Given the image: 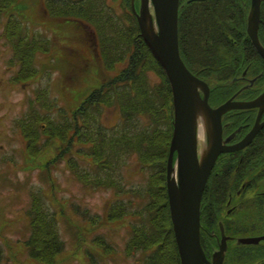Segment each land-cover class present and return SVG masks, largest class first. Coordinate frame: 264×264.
Segmentation results:
<instances>
[{"label":"trees","instance_id":"trees-1","mask_svg":"<svg viewBox=\"0 0 264 264\" xmlns=\"http://www.w3.org/2000/svg\"><path fill=\"white\" fill-rule=\"evenodd\" d=\"M131 2L132 0L44 2V9L50 17L80 22L92 30L95 52L105 75L101 84L89 90L75 109H70L69 113L62 112V121L53 124V128H56L62 140L65 132L70 131L67 147L73 142H81L82 161L98 173L120 167L125 162L124 159L136 157L140 170L148 175L142 193L137 190L126 191L109 178L99 175L90 178L87 173H81L77 155H73L75 153L69 154L68 167L85 183L107 189L114 188L117 196L131 193L144 197L143 205L133 212H139L141 216L137 219V225H130V237L125 246L127 255L141 251L142 264H180L166 186L163 185L172 135V94L164 70L139 33ZM7 3V0H0V11L7 8ZM114 3H118L119 11ZM239 8L240 3L235 0H181L179 4L180 56L192 73L198 74L207 82L218 83L211 89L212 97H215L213 91L219 86L235 84L233 78L248 64L254 52L245 35L244 19ZM6 13H9V18L4 22L1 36H7L6 42L12 47V54L18 63L16 80L19 81L22 80L21 74L25 69L33 68L27 58H33L32 49L35 43L19 35L22 24L20 20L12 17L13 11ZM12 21L14 28L10 32ZM150 74L158 79L153 80ZM105 108H114L118 112V122L116 121V126L111 130H106L100 121ZM68 114L71 116L68 117ZM29 117V113L25 114L22 121L27 127L31 125L33 133L27 145L32 140L36 141L39 134L35 123L37 119L30 121ZM22 123H18V126ZM21 131L25 135L23 128ZM218 166L216 164L208 178L200 203V243L204 252L211 246L206 241L210 232L218 233L217 201L226 191V186H221V180L218 179ZM159 194L162 197L160 200ZM39 197L38 194H33L30 206L24 209L28 228L21 245L30 259L50 263L65 251L66 243L58 231L55 211L49 212L42 206ZM210 204L216 209L210 208ZM131 205V201L127 206L121 198L120 202H109L105 212L106 220L109 223L123 220L132 212L129 210ZM95 235L91 242L93 247L108 252L113 250L104 235ZM2 251L0 247V260L4 257ZM87 251L85 255L89 257V264H97L92 251Z\"/></svg>","mask_w":264,"mask_h":264},{"label":"rangeland","instance_id":"rangeland-1","mask_svg":"<svg viewBox=\"0 0 264 264\" xmlns=\"http://www.w3.org/2000/svg\"><path fill=\"white\" fill-rule=\"evenodd\" d=\"M7 2V8L0 11V30L9 18L6 12L12 10V17L22 24L19 35L34 42L35 47L32 49L33 58L26 57L33 68L22 72L21 84L11 85L1 92V95L5 94L6 101L4 106H0V115L6 113L7 120L0 123V247L4 256L0 264H89V257L85 255L87 249L92 251L97 264H142L143 253L137 251L127 255L125 246L130 237V225H137L141 216L139 212H133L143 205L144 197L131 193L117 196L114 188L85 183L69 170V154L77 155L81 173H87L90 178L99 175L112 179L126 191L142 193L148 175L140 170L134 156L124 159L120 167L98 173L82 161V143L76 141L67 147L66 141L71 132H65L62 140L53 128V124L62 121V112L69 113L70 109H75L88 91L100 85L105 76L95 52L92 30L80 22L50 17L44 9L46 0ZM114 5L119 11L118 3ZM134 9L139 11V0H134ZM14 21L10 24V32ZM6 37L0 34L3 59L12 52ZM150 75L153 80L158 79ZM17 103L22 104V110ZM28 113L30 121L37 119L35 123L39 130L36 141L32 140L29 145L27 142L33 137L31 125H24V135L13 127L12 122L14 118ZM117 113L114 108L103 110L100 121L106 130L116 126ZM165 176L163 185L166 186ZM35 193L40 196L42 206L49 212L55 211L58 231L66 243L65 251L50 263L30 259L21 245L28 228L24 209L30 206L31 196ZM120 198L127 206L129 201L132 202L129 207L132 212L119 222L109 223L105 215L108 204L120 202ZM158 199H162L160 194ZM95 234L104 235L113 250L108 252L93 247L91 242Z\"/></svg>","mask_w":264,"mask_h":264},{"label":"water","instance_id":"water-1","mask_svg":"<svg viewBox=\"0 0 264 264\" xmlns=\"http://www.w3.org/2000/svg\"><path fill=\"white\" fill-rule=\"evenodd\" d=\"M253 1L248 33L257 52L264 58V48L257 38L260 0ZM132 11L140 35L164 70L172 94V135L166 165V193L172 230L180 264H220L226 243L223 229L221 244L209 262L200 244V203L211 169L221 152L243 146L260 127L257 122L240 145L221 144V116L233 108L264 105V92L252 102L226 101L212 108L208 103L209 87L185 66L178 47L179 0H139V11ZM250 14V15H251ZM202 92V95L200 94ZM204 115L208 142L199 155L196 141L197 119ZM175 156V158H174ZM261 238H264L261 237ZM261 238L241 239L256 243Z\"/></svg>","mask_w":264,"mask_h":264},{"label":"flooded vegetation","instance_id":"flooded-vegetation-1","mask_svg":"<svg viewBox=\"0 0 264 264\" xmlns=\"http://www.w3.org/2000/svg\"><path fill=\"white\" fill-rule=\"evenodd\" d=\"M235 1L240 3L239 10L243 16L242 19H244V32L255 53L251 54V60L233 78L232 81L235 84L224 85L228 87L219 86L216 91H213L215 97H212L211 89L218 83L216 81L207 82L198 74L193 73L207 83L209 87L208 103L212 108L218 107L228 100L252 102L264 92V58L253 46L247 30L254 4L252 0ZM180 2L181 0H179V4ZM3 31V29L0 30V34ZM257 38L264 48V0H260L259 3ZM2 49L0 47V95L2 90L8 89L9 86L21 84L16 78L18 63L12 52L3 59ZM200 94L202 95L201 91ZM4 95L2 94V98L0 97V106H4L6 101ZM17 104L18 108L22 110V104ZM20 116L14 118L12 122L13 127L15 126L17 130L21 131L25 125L22 123L25 115ZM6 120L7 114H1L0 123H5ZM256 122L260 127L252 137L243 146H238L236 150L219 153L211 169L210 174L216 164L219 165L218 179L221 180V186H226V191L217 201L219 203V210H216L219 219L217 222L218 233L212 231L206 239L207 243L211 245L207 252H204L209 262L213 261V254L218 251L221 244V224L226 248L220 264H264V238H261L264 236V105L233 108L225 112L221 116V144L225 146L240 145L242 141L248 139ZM18 123H22V125L18 126ZM41 126L44 127V125ZM210 208L216 209L211 204ZM245 238L261 239L256 243L242 242L241 239Z\"/></svg>","mask_w":264,"mask_h":264},{"label":"bare ground","instance_id":"bare-ground-1","mask_svg":"<svg viewBox=\"0 0 264 264\" xmlns=\"http://www.w3.org/2000/svg\"><path fill=\"white\" fill-rule=\"evenodd\" d=\"M196 141L198 154L200 155L206 148L208 142V135L205 131V118L204 115H199L197 119Z\"/></svg>","mask_w":264,"mask_h":264}]
</instances>
